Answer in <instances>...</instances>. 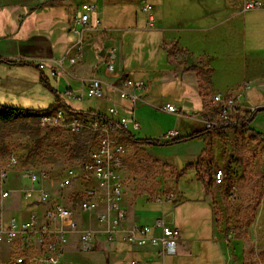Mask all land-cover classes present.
<instances>
[{
  "label": "crops",
  "instance_id": "crops-1",
  "mask_svg": "<svg viewBox=\"0 0 264 264\" xmlns=\"http://www.w3.org/2000/svg\"><path fill=\"white\" fill-rule=\"evenodd\" d=\"M246 1L0 0V105L12 107L33 101L34 85L42 86L47 79L50 87L51 80L55 81L52 88L58 93L52 108L62 105L69 117L89 111L108 115L110 109L118 108L120 114H133L141 126L122 137L128 149L127 168L121 172L125 230L117 233L114 241L99 234L91 245H83L79 234H70L60 264L75 245L93 254L100 248L108 255L109 264H234L218 223L216 202L224 197L218 190L227 189L223 188L231 171L244 174L243 158L248 153L242 150V143L238 144L244 138L255 137L252 143L257 147L253 149L264 159V10L245 11ZM85 3L95 8L92 19H100L101 24L86 32L79 63L71 65L65 57L75 53L78 37L72 30L76 13ZM145 4L153 10L145 12ZM110 50L116 53L113 73L105 67ZM8 60L35 64L14 65ZM122 77L148 85L145 102L134 106L111 90L110 85ZM91 78L103 82L105 99L86 101L84 110L75 108L72 104L78 100L69 94L87 91ZM244 82H249L251 89L240 103L247 114L255 110L249 131L235 124L214 130L222 137L215 136L209 143L204 139L168 145L136 142H167L165 134L173 129L180 137L207 130L203 121L213 116L212 96L235 90ZM170 94L177 97L178 104L166 100ZM168 104L178 113L167 112ZM181 105L190 110L189 118H181ZM190 165L193 167L187 169ZM217 168L227 172L221 186L214 182ZM10 178L11 188L17 190L9 198L19 196L16 219L27 220L33 209H39L20 193L30 183L18 169ZM55 180L45 186L61 198ZM81 190L79 182L69 187V203L64 202L74 209L75 218L85 229L97 222L93 215L80 213L76 204L72 205L73 195ZM170 194L175 195L173 200L168 199ZM159 223L179 229L174 252L163 257L159 245L133 247L126 242L127 229L136 226H149V238L160 237ZM15 250V244H0L7 264H11Z\"/></svg>",
  "mask_w": 264,
  "mask_h": 264
},
{
  "label": "built area",
  "instance_id": "built-area-1",
  "mask_svg": "<svg viewBox=\"0 0 264 264\" xmlns=\"http://www.w3.org/2000/svg\"><path fill=\"white\" fill-rule=\"evenodd\" d=\"M94 7L83 4L75 16L73 32L78 37L75 53L67 55L65 59L71 65L79 63L84 49L83 40L87 31L93 29L94 24L99 26L100 19H92ZM145 12H151L153 7L145 4ZM245 11L264 10V3L259 0H248L244 5ZM116 53L110 50L105 57V67L108 73L116 69ZM63 66L62 62L58 63ZM40 69L44 65L40 64ZM52 75H57L54 71ZM111 90L118 93L120 99L132 105L145 102L148 85L140 80L122 77L110 85ZM251 89L249 82L242 83L237 89L215 93L211 99V119L204 120L207 130L222 129L235 124H242L255 111L248 114L243 110L241 98ZM68 94V93H67ZM87 97L90 99H105L103 82L99 78H91L87 82ZM73 99L82 101L84 94H69ZM165 110L176 114L178 110L173 105H166ZM39 125L43 129L66 131L71 136H78L88 132L92 136V149L86 157L72 158L56 181L61 198L52 195L45 185L50 184L54 178V170L44 167L39 163L26 162L19 152H12L0 171L1 197L9 198L12 191L10 175L18 169L22 177L27 179L29 186H24L20 193L23 198L38 205L37 209L30 212L27 220L19 221L16 218L9 220L8 225L0 228V244H15L16 250L11 264H60L64 247L68 243L70 234H79L83 245H91L95 236L102 234L108 241H114L117 233L125 230L126 211L122 208L125 181L121 172L127 168L128 149L122 141L124 135L139 131L141 126L133 114H120L118 108L110 109L108 115L85 114L68 116L62 105L53 107L50 111L39 117ZM180 137L178 130H169L165 138L169 141ZM27 159V157H26ZM35 162H37L35 160ZM57 173V172H56ZM264 182V165L261 171ZM58 177V176H57ZM227 177L223 168H217L214 173L215 185L221 186ZM82 185V190L74 194L72 205L78 211L88 216L93 215L97 224L82 228L75 218V211L68 207L64 200L68 198L67 190L75 183ZM37 195V198H35ZM174 194L168 196L173 200ZM68 202V201H66ZM69 203V202H68ZM160 237H148L151 232L149 226H136L127 229L126 242L133 247H144L148 244L159 245L163 257L169 252H174L180 238V231L176 227L159 223ZM131 264H139L132 261Z\"/></svg>",
  "mask_w": 264,
  "mask_h": 264
},
{
  "label": "rangeland",
  "instance_id": "rangeland-1",
  "mask_svg": "<svg viewBox=\"0 0 264 264\" xmlns=\"http://www.w3.org/2000/svg\"><path fill=\"white\" fill-rule=\"evenodd\" d=\"M52 84L55 86V81L51 80V86L55 88ZM32 92L35 94L33 101H22L12 107L46 110L53 105L56 98V94L44 83L42 86L34 85ZM86 93L84 90V101L72 104L75 108L84 110L86 101L90 100ZM40 94L43 95L39 96ZM166 100L178 104L174 94H170ZM91 101L95 102L94 99ZM180 107L183 112L181 118L186 116L189 118L190 110L182 105ZM83 136L84 143H78L72 141L71 135L66 131L43 129L39 125V117H28L6 125L0 124V171L10 154L16 151L21 153L24 161L30 163L34 160L33 163H38L37 165L40 163L54 170V178L57 181L61 177L58 172L61 173L69 158L75 157L81 151L85 153L90 151L91 138L88 140V132H84ZM252 142H255V137L244 138L238 143L239 145L242 143V150L248 153L247 157L243 158L246 161L239 160L246 162L245 172L241 175L240 172L231 171V179L226 180L223 188L227 189L218 190L219 196L224 197L222 201L216 202L218 223L234 264H264V182L260 171L264 159L261 154L254 151L253 148L257 145ZM18 197L2 198L0 188V228L8 225L10 219L16 218L20 207ZM97 252L98 254L86 252L80 245H75L68 251L64 264H109L108 255L100 248ZM0 264H7L1 252Z\"/></svg>",
  "mask_w": 264,
  "mask_h": 264
},
{
  "label": "trees",
  "instance_id": "trees-1",
  "mask_svg": "<svg viewBox=\"0 0 264 264\" xmlns=\"http://www.w3.org/2000/svg\"><path fill=\"white\" fill-rule=\"evenodd\" d=\"M8 63L14 64V65H18V64H25V65H27V64H35V63H31L29 61H13V60H8ZM188 70H193V68L188 69ZM44 84L47 87H49L52 92H54L56 95H58V93L53 88H51L49 86L47 79L45 80ZM51 109H52V106H50L46 110H32V109H23V108H15V107H10V106L0 105V124H5V125L6 124H11V123H14L16 121H19V120H22V119L28 118V117H40V115H42L45 112L50 111ZM69 110H71V109L69 108ZM87 114L100 115L99 113H96L95 111H89ZM79 115L84 116L85 113L81 112V113H79ZM252 115L253 114H251L248 117V119L241 124V127H242L243 130H245V131H249L250 130L248 128V126H249V124L251 122ZM215 136L222 137V133H217L214 130H200V131L194 132V133H192L190 135L182 136V137H179L177 139H174V140H171V141H167V142H164V143H161V142L156 141V140H149V139L136 140V142L137 143L150 144V145H168V144H177V143H181V142H189V141L195 140V139H204L206 142L209 143L212 140V138L215 137ZM71 138H72V141H75V142H78V143H80V142L84 143V140H85V137L83 136V134H80L78 136H71ZM90 138L92 140V136L88 134V140ZM209 145H208V147H209ZM88 152L85 153V152L81 151V152L78 153V155H76L73 158H80V157L84 158V157H86ZM71 159L72 158H69V160H71ZM192 167L193 166L190 165V166H188L187 169H191Z\"/></svg>",
  "mask_w": 264,
  "mask_h": 264
}]
</instances>
